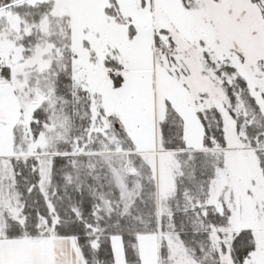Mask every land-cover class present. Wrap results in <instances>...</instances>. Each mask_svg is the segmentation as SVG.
Masks as SVG:
<instances>
[{"label":"snow or ice","instance_id":"obj_1","mask_svg":"<svg viewBox=\"0 0 264 264\" xmlns=\"http://www.w3.org/2000/svg\"><path fill=\"white\" fill-rule=\"evenodd\" d=\"M0 264H264V0H0Z\"/></svg>","mask_w":264,"mask_h":264}]
</instances>
